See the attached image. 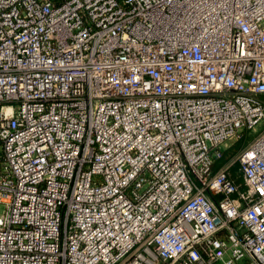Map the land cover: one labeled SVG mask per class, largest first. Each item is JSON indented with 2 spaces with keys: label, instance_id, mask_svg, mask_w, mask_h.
<instances>
[{
  "label": "built area",
  "instance_id": "2783aa9c",
  "mask_svg": "<svg viewBox=\"0 0 264 264\" xmlns=\"http://www.w3.org/2000/svg\"><path fill=\"white\" fill-rule=\"evenodd\" d=\"M261 95L264 0H0V264H264Z\"/></svg>",
  "mask_w": 264,
  "mask_h": 264
},
{
  "label": "trees",
  "instance_id": "16d2710c",
  "mask_svg": "<svg viewBox=\"0 0 264 264\" xmlns=\"http://www.w3.org/2000/svg\"><path fill=\"white\" fill-rule=\"evenodd\" d=\"M261 98L264 100V95H261ZM244 138L238 140L231 148L225 150L223 157L215 162L214 167L217 169L223 164L227 163L234 154H236L244 146ZM233 172L235 175L234 178L238 182H242V177L239 175V165L237 163L233 164Z\"/></svg>",
  "mask_w": 264,
  "mask_h": 264
},
{
  "label": "rangeland",
  "instance_id": "374dc122",
  "mask_svg": "<svg viewBox=\"0 0 264 264\" xmlns=\"http://www.w3.org/2000/svg\"><path fill=\"white\" fill-rule=\"evenodd\" d=\"M262 126H264V124H262ZM258 130H259V128L256 129L254 132H252L250 134V136L244 138V140H243L244 141V145L248 143L249 138L251 139V137H253V135L255 136L257 134ZM4 209H5L4 205L0 203V214L4 211Z\"/></svg>",
  "mask_w": 264,
  "mask_h": 264
}]
</instances>
